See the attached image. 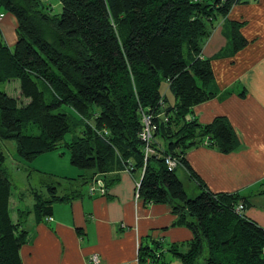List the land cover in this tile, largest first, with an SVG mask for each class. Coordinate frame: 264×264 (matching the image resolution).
I'll use <instances>...</instances> for the list:
<instances>
[{
    "label": "trees",
    "instance_id": "trees-1",
    "mask_svg": "<svg viewBox=\"0 0 264 264\" xmlns=\"http://www.w3.org/2000/svg\"><path fill=\"white\" fill-rule=\"evenodd\" d=\"M249 1L58 0L62 11L55 15L42 0H0V11L16 21L13 49L0 31V84L18 81L20 98L28 100L21 104L0 90V141H14L16 157L27 163L64 147L70 165L85 173L66 179L74 186L69 193L58 195L48 182L46 196L32 192V209L17 210L13 222L12 183L0 149V264H22L23 224L30 214L40 223L51 217L54 203L80 196L96 176L106 189L113 182L107 176L122 170L139 175L143 204L168 205L173 225L190 231L185 250L180 244L167 250L180 264H264V230L244 216L248 198L211 192L184 158L200 145L222 154L239 147L226 118L200 125L187 117L214 96L207 90L210 62L200 57L204 40L218 18ZM240 25H230L234 52L247 44ZM166 86L172 103L163 94ZM143 113L152 116L156 151L145 164ZM165 156L188 170L197 196L187 194ZM239 204L242 214L235 211ZM137 258L167 264L149 248H139Z\"/></svg>",
    "mask_w": 264,
    "mask_h": 264
},
{
    "label": "crops",
    "instance_id": "crops-1",
    "mask_svg": "<svg viewBox=\"0 0 264 264\" xmlns=\"http://www.w3.org/2000/svg\"><path fill=\"white\" fill-rule=\"evenodd\" d=\"M231 23L241 24L240 33L247 41L237 52L232 47ZM15 28L12 15L2 16L0 31L9 49H13L16 41ZM200 57L210 62L213 80L207 90L214 96L195 105L189 119L207 125L216 117L226 118L239 147L222 154L208 145H200L185 153V161L211 192L247 197L250 206L244 216L264 230V0L235 5L225 18H218L203 42ZM163 94L173 102L167 86ZM47 154L32 162L35 172L43 171L41 165L51 164V155ZM19 162L17 158V165ZM68 164L70 172L78 175L69 160ZM175 174L181 182L184 180L197 189L187 169L178 167ZM107 177L113 182L104 195H88L91 183L80 196L54 203L51 221L36 223L31 214L27 217L23 224L28 232L26 243L19 252L22 264H88L92 255L99 258V264H135L139 248L152 249L162 258L174 244L186 249L192 235L186 228L173 225L175 216L168 205H145L135 199L138 174L122 170ZM97 179L100 177L94 180ZM47 182H41L46 191L41 195H47ZM32 192L37 191L32 190L30 195ZM57 194L63 195L59 190ZM19 209H24L21 203L14 202V218L10 216L13 222Z\"/></svg>",
    "mask_w": 264,
    "mask_h": 264
},
{
    "label": "rangeland",
    "instance_id": "rangeland-1",
    "mask_svg": "<svg viewBox=\"0 0 264 264\" xmlns=\"http://www.w3.org/2000/svg\"><path fill=\"white\" fill-rule=\"evenodd\" d=\"M43 4L46 5L49 8V12L51 14L59 15L61 14L62 8L58 0H42ZM4 11H0V20L2 16L6 15ZM0 90L4 91L6 94H8L10 97L15 98L20 102L21 104H25V99L20 98L19 94V84L18 81H9L5 84H0ZM164 92V89H163ZM60 112L71 114V111L67 107H61ZM72 136L71 134H67L64 138V141L68 142ZM0 149L4 153V156L6 158L5 161V167L7 168L9 179L12 183V189L10 194V216L14 218L15 211L13 210L14 202L19 201L21 203V208L24 209H31L32 207V197L30 195V192L37 191L40 194H45L46 191L44 188H42L41 182L43 180H48V183H56V186L59 190V194H66L69 193V188L73 189L71 185H69L68 181L66 180L68 178H76L79 174H85L80 170H77L79 173H73L69 170V153L64 147L59 148L56 150L53 155H51V164L50 165H41L43 168V171L41 172H35L34 168L35 164L33 163H27L20 161V165H17L16 161V145L14 141H0ZM63 153V154H62ZM56 155V156H54ZM58 157V158H56ZM39 165V164H37ZM52 170L54 173H45L47 171ZM56 172V173H55ZM52 175V176H48ZM66 177V178H65ZM53 180V181H52ZM183 185L185 187V190L189 196H197L199 194V190L192 189L188 183L184 180H182ZM87 186L83 187L82 191L86 190ZM21 194V199L18 200L19 195ZM30 218H33L32 215H30ZM185 250V248H184ZM163 261H165L167 264H177L180 263L179 260L170 255L164 253Z\"/></svg>",
    "mask_w": 264,
    "mask_h": 264
},
{
    "label": "built area",
    "instance_id": "built-area-1",
    "mask_svg": "<svg viewBox=\"0 0 264 264\" xmlns=\"http://www.w3.org/2000/svg\"><path fill=\"white\" fill-rule=\"evenodd\" d=\"M187 119H189V117H187ZM141 124H142V129L139 134V138L144 144L143 153H144V164H145L150 156L156 155V151L152 147V145L154 144V138H153L154 126L152 125V116L150 114L143 113L141 115ZM164 164L169 171H173L178 167H183V165L179 162L178 159L170 156L164 157ZM138 189H139V182L137 181L135 182V195H134L136 200L139 199ZM105 193H106V189L104 188V185L100 179L94 181V183L88 189V195L90 196L104 195ZM235 211L237 214H242L244 211V206L242 204L237 205ZM44 221L45 222L51 221V217H45ZM135 262H136L135 264H150L149 260L140 263L138 261V258H136ZM88 264H99V258L96 255H92L88 259Z\"/></svg>",
    "mask_w": 264,
    "mask_h": 264
}]
</instances>
